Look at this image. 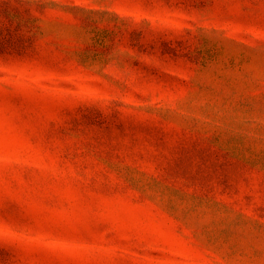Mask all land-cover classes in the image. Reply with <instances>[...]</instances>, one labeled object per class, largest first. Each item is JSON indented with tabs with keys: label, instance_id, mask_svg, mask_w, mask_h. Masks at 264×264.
<instances>
[{
	"label": "rangeland",
	"instance_id": "obj_1",
	"mask_svg": "<svg viewBox=\"0 0 264 264\" xmlns=\"http://www.w3.org/2000/svg\"><path fill=\"white\" fill-rule=\"evenodd\" d=\"M0 264H264V0H0Z\"/></svg>",
	"mask_w": 264,
	"mask_h": 264
}]
</instances>
